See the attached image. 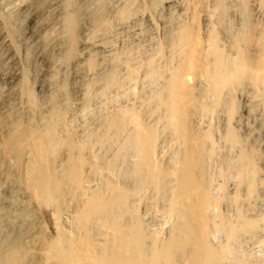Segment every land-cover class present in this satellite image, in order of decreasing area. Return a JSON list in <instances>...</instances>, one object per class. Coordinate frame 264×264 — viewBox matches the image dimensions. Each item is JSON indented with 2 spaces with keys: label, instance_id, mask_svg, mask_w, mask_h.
<instances>
[{
  "label": "bare ground",
  "instance_id": "1",
  "mask_svg": "<svg viewBox=\"0 0 264 264\" xmlns=\"http://www.w3.org/2000/svg\"><path fill=\"white\" fill-rule=\"evenodd\" d=\"M17 1L8 0L3 3L5 23H9L19 15L20 7ZM59 1L65 8L70 9V12L59 20L57 24L59 28L54 31V40L60 42L64 34L67 35L69 47L63 57L69 60L75 56V43L82 21L92 29L109 32L112 24L104 22V12L112 0H91L90 3L87 1L79 3L76 0H48L47 7L53 11ZM122 1V6L117 11V20L126 24L127 22L138 24L143 19L150 24V19L144 18V10L159 9L158 0ZM233 1L236 0H198L193 6L189 20H178L167 34L164 33L165 36L161 40L149 36L147 50L143 48L141 52L142 47H134L132 44L134 48L132 47L126 56L121 57L118 54L112 56L109 67L98 70L100 72L89 82L83 84L84 86L81 85L84 96L89 98L90 88L97 83L102 85L103 93L107 90L118 91L120 87L127 86L129 77L133 84L132 77L139 68L143 69L141 81L145 87L138 95L132 96L135 100L128 102V105L118 102L115 104V95L111 93L113 99L111 97L109 101L111 99L113 103L109 104L112 105L102 113L94 115L91 121L82 120L83 124L80 128L74 129L66 122L63 123L66 130L64 137L57 135V124L61 120L57 106L60 96H53L54 93L50 91L56 81L46 76L48 90L40 99L47 113L42 116L45 123L43 131L35 132L32 128H20L16 125L17 131L10 134L5 141V145L14 148L16 165L25 166L23 182L29 197L44 209L45 218L52 225L51 231L54 229L53 233L44 234L42 238L45 262L48 264L49 262L52 264H264V256H262L264 250L260 249L263 253L259 255L256 252L257 248L256 251L254 250L256 253L244 248V244L248 241L252 245L258 243L257 247L264 243V229L260 227L261 223H264V210L259 211L253 205L258 198H261L259 197L261 191L264 192V155L259 154L247 141L252 131L249 127H252L250 124L247 125L246 117L244 120L241 113L238 114V107L233 99L234 91L245 83L255 94L264 92V27L256 32L249 19L251 14L248 13L251 0H239L243 13L241 15L246 21L245 28L240 31L228 30L224 22L229 19L226 18L225 21V16L228 13L227 5ZM22 2H26L22 4L26 9L31 5L27 0ZM259 2L258 4L257 1L254 6L257 11L260 7L262 10L264 0ZM165 3L174 6L173 0H166ZM164 6H160L161 9ZM170 9L173 10V7L170 6ZM198 10L206 11L205 15L209 18L207 21L210 26L206 32L204 31V35L198 30L200 19ZM52 16L53 14L50 15ZM145 23L143 24L146 25ZM55 28L54 26L53 30ZM220 30L226 33V39L223 40ZM141 39L139 40L142 41ZM51 40L53 41V38ZM2 42L7 50L12 49L8 39L4 37ZM49 46L50 42H44L40 52L43 53ZM89 66L92 67L93 63L89 62ZM121 70L125 71L124 77L120 74ZM53 72L55 73V70ZM125 78L128 80L124 84ZM133 80L135 85L137 81ZM134 85L131 87L133 91L137 88ZM25 94L28 101L34 104L37 97L34 99L29 88L25 89ZM244 97L245 104L252 103L255 99L254 94H244ZM261 98H258V101ZM105 99L109 102L107 97ZM255 101L253 103H256ZM82 108H78L82 110L79 113L69 111L73 113L69 114L68 122L86 110L85 105ZM244 111L247 116L251 115L248 105L244 107ZM214 116L223 119L224 125H220L223 128L219 131L215 129L216 124L215 127L211 124ZM238 128H243L245 134H239ZM163 134L169 136L165 144H161L163 142L160 141ZM61 146H64L69 154L60 169H57L56 152ZM26 150L29 152V158L27 157L28 160L25 162L23 154ZM221 151L222 154L219 153ZM167 152H170L168 159L165 157ZM217 154L219 158L216 157ZM214 159L219 164L217 173L222 176V183L230 185L231 193L225 191L221 183L215 184L219 189L222 188V192H213L218 188L214 186V176L210 172L211 165L214 166ZM67 196L76 200L72 220L66 217L69 219L67 222L71 224L68 228L60 219L64 207L63 200ZM256 205L262 204L258 201ZM222 208L225 210L222 211ZM261 208H264L263 205ZM165 224H168L167 229L163 228L167 227ZM253 248L255 247L252 246L251 249ZM23 257L21 250L11 240L0 244V264H21Z\"/></svg>",
  "mask_w": 264,
  "mask_h": 264
},
{
  "label": "rangeland",
  "instance_id": "2",
  "mask_svg": "<svg viewBox=\"0 0 264 264\" xmlns=\"http://www.w3.org/2000/svg\"><path fill=\"white\" fill-rule=\"evenodd\" d=\"M1 1L2 0H0V7H1L0 8V22H1L0 23V35H1L0 36V143H1L0 144V151H1L0 152V159H2V160H0V244L4 243V241L11 240L14 243V245L16 247H18L21 250V252L23 253L24 257L22 258L21 264L22 263L23 264H35V263L36 264H41V263L42 264H48L47 262H45V259H44V250H43V244H42V240L43 239L42 238H44V236H43L44 234L47 235V234L53 233L54 229H52V231H51L52 225H51L50 222H47V220H46L47 218H45L46 217L45 213H43L44 209L41 208L40 206H38L35 203V201L29 197V195H28V193H27V191L25 189L24 182H23L24 178H25V166L24 165H22V166L16 165L14 148L10 147V146L8 147V145H5L6 139L10 136V134L12 135L14 132L17 131L16 125H19L20 128H32L35 132L43 131L45 123H44V120L42 119V116L47 114V113L45 111V108H44V105L42 103V100H40V99H42V96L48 90V88L46 86V79L48 77H52L54 82L56 81L55 84L53 83L51 88H50L51 89L50 91L52 93H54L53 96H56V97L60 96L59 97V101L57 103L58 109H59V111L61 113V120L57 124V133H58L57 135L59 137H64L65 134H66V130H65L64 126H63L64 124L67 123V124H69V126L73 127L74 129L80 128V125L83 124V121H91V118L94 117V115H96L98 113H102L103 110L105 111L106 108H108V107H110L112 105V104L111 105L109 104V103H113L111 101V99L109 101V98L112 97V99H113V95H115V97H114L115 102H116L115 104L120 103L122 105H126V104L128 105L129 103L134 101L135 98L133 100V97L138 95L139 91L142 92L143 88L145 87V84L141 81V80H143V74H142L143 73V69L142 68H139L138 70H136V73L134 74V77H132L133 84L131 83V80H130L131 78L130 77H129L130 81L128 80V78H125L124 79V84L127 82V80H128V82L130 84L128 82L126 83V85L128 87L123 84L124 86H122L119 89H117L118 91L107 90V91H105L103 93L102 85L97 83V84H95L94 86H92L90 88V90H89L90 96H89V98H87L86 96H84L83 89H81L80 87H81V85L84 86L83 84H86L87 82H89L101 70L109 67L111 65V62H112L111 61L112 58H113L112 56H115L116 54H118L121 57H124V56H126L128 54L129 50L133 46L134 47H142L141 48V52L143 51V48L147 50L148 47H149L147 45L149 43V38L151 36H154L157 40H161L165 36V34H167V32L169 30H171L175 26V24L177 23L178 20H180V19H183V20H187L188 19L189 20V18H190L189 15H191V13H192L193 6L196 3V1H198V0H173L174 1V3H173L174 6L170 5L171 8L173 7V10L170 9V6H168L167 3H165L166 0L165 1L164 0H158L159 9L155 10L158 13L155 12L153 9L151 10V9L146 8V10H144V18H149L150 21H151L150 24L147 23V21H145L144 19L141 20L142 22L141 21L138 22V24H132L130 22H127V24H126V22H120L119 20H117L118 19L117 11L122 6L121 4L123 3V1L122 0H112L111 1L112 3L111 2L109 3L108 7L106 8V10L104 12V22H109V23L111 22L110 24H112V27L109 30V32H104V31L99 30V29H92L84 21H82V24H81V27H80V30H79V33H78V39H77V41L75 43V56L72 57L69 60H65V58L63 57L65 55L68 47H69V41H68L67 35L64 34V37L62 38V41H60V42L56 41V39L54 40V37H55L54 31L59 26V25H57V24H59L58 23L59 20L64 15H66L67 13L70 12V9L65 8L62 5L61 1L57 2L56 6L54 8L55 10L57 9V12H55L54 9H53V11H51V9H49L47 7L48 0H30V1L27 0L28 1L27 3L31 4L27 9L22 5V4L26 3V2H22V0L21 1L20 0H18V1L15 0V1L18 2L17 4H19L18 6L20 7V9H19L20 12L18 13L19 15H17L9 23H5L4 20H3V17L5 15V10L3 8V3L8 1V0H3L2 2ZM76 1L79 2V3H83V2H86V1L89 2V3L91 2V0H76ZM145 1H147V0H145ZM257 1H258V4H259L260 3L259 0H253V1L251 0L250 1L249 4L252 7L250 5H248V13H249V15L251 14L249 16V19H250L251 23L253 24L254 28H256V32L258 33L259 28L264 27V11H263L264 4L262 5L263 6L262 10H261V7H260L259 11H257L256 9H254V6H256ZM59 3H61V4H59ZM115 3H117L118 5L115 4ZM175 3H177V4H175ZM190 3H191V5H190ZM237 4L238 5L240 4L239 0L233 1L232 3H229L227 5V12L228 13H226L227 17L225 16V21H226V18H227V20L228 19L230 20L232 18L230 21L229 20L226 21L228 23H230L233 20L230 24L224 22L225 25L228 27V30H232V31H237L238 30V31H240V30L245 28L246 24H244V23H246V21H245L243 15H241V14H243L241 12L242 11V6H241V4L239 6ZM20 5H22V6H20ZM116 5H117V7H116ZM162 5L163 6L167 5L168 7L164 6L163 7L164 10H163V9H161ZM176 5H177V7H176ZM183 7H184L185 10L183 9ZM63 8H64V10H63ZM251 8H253V9H251ZM23 10H24V12H23ZM180 10H181L182 13L180 12ZM231 10H233V12ZM198 11L200 12V13L198 12V17L200 18L199 19V24H201V25L198 24V30H200V32H199L200 34L202 33L201 35H204V33L206 32L207 28L210 26L209 21H207V20H209V18H208L207 15H205L206 11H203V12L201 10H198ZM237 11H239L238 12L239 14L237 13ZM35 12L37 13L36 16H35ZM106 13H108L107 16H106ZM202 13H203L204 16L202 15ZM52 14H53V16L50 17V15H52ZM46 15H48V17ZM184 15L186 16V18H185ZM199 15H201V16H199ZM239 15H240V17H239ZM108 16H110V18ZM177 17H179V18L177 19ZM43 18H45V19H43ZM160 18H162V20ZM37 19H38V21H37ZM163 19H165L164 20L165 22L163 21ZM203 19H206V20H203ZM172 20H174V21H172ZM143 21L146 22L145 23L146 25L143 24L144 23ZM203 21H204V23H203ZM49 22H50V24H49ZM262 22H263V24H262ZM114 23L116 24L115 26H114ZM83 24H84L85 27L83 26ZM121 25H122L123 28L121 27ZM54 26L56 28L53 30ZM130 26H131V28H130ZM162 26H164V27H162ZM202 26H205V27H202ZM82 27H84V28H82ZM132 27H133V29H132ZM152 27L154 29H152ZM49 28H51L52 30L49 29ZM88 28H90V29H88ZM89 30H90V32H89ZM111 30H115V31H111ZM122 30H124V31H122ZM151 31H152V33H151ZM136 33H138V34H136ZM89 34H90V36H89ZM100 34H102L103 37ZM107 34H108V36H107ZM116 34H117V36H116ZM136 35H137V37H136ZM220 35L223 38V40L227 38L226 37V33L221 31V30H220ZM48 36H49V38H48ZM99 36H101L102 38L99 37ZM4 37H5V39H8L11 42V47H12L11 50H7L4 47V44L2 42V39ZM134 37H136V40H135ZM146 37H147L148 41H147ZM52 38H53V41L51 40ZM91 38L92 39L94 38V39L92 40ZM114 38H116V39H114ZM87 39H88L89 42L87 41ZM139 39H141L144 43H142V41H140ZM133 41H134V43H133ZM44 42H50V46H49L50 49H49V47H47L43 51V53H41L40 52V48H41V46H42V44ZM127 42L129 44L128 46H127ZM33 43H35V44H33ZM132 44H133V46H132ZM137 44L139 46H137ZM145 44H146V47H144ZM140 45H142V46H140ZM119 49L122 50V51H120ZM62 50H64V51H62ZM59 52L61 53L60 56H59V54H60ZM51 53H52V55H51ZM46 55H48V56H46ZM51 58H54V59H52L53 61L51 60ZM140 58H142V57H140ZM76 60H77V62H76ZM89 62L93 63L92 67L89 66ZM109 62H110V64H109ZM47 63L50 64V65H48ZM53 63H54V65H53ZM74 63H75L76 66L74 65ZM53 70H55V73L53 72ZM98 70H100V71H98ZM123 71L124 70H121L120 74L124 77L125 76V71L124 72ZM91 72H92V74H91ZM89 73H90V75H89ZM137 73L140 76L137 75ZM80 74H82L83 76L80 75ZM46 76H47V78H46ZM80 76L82 77V79H81ZM138 77H139V79L137 80ZM84 79H86V80H84ZM133 79H136V81L138 82V84L136 82L137 85L135 84L136 87H137L136 89L138 91L136 89H134V87H135L134 83L135 82H134ZM24 80H26V82ZM139 84H141L140 86H142L141 89H140V86H138ZM142 84H144V85H142ZM132 85H134V87L132 89H134V91L136 90L137 92L136 91L134 92L133 90H131ZM244 85H242L240 87V89H237V90L234 91L233 99H234V101L237 104L238 111H239L238 114L241 113L240 115L242 116V118L244 120H245V117H246L247 119L245 121L248 122L247 125L249 126V124H250L251 127H252V128L249 127V129L252 130L253 132L249 131L250 133H249V138H248L247 141H249V144L251 146H253L255 148V150H257V152L259 154L264 155V132H263V129H264V124H263L264 123V106H263L264 105L263 104L264 103V98L263 99L261 98V96L264 97V95H263L264 92L263 93L259 92L261 95H259V93L255 94V93H253L251 88L246 83ZM26 88H29L32 91L34 99L37 97L35 99L34 104H31L28 101L27 96L25 94V89ZM130 90H131V92H130ZM71 92H73L74 94L71 93ZM76 92L79 93V94H77ZM132 92L135 93V94H132ZM249 92H251V93H249ZM111 93L113 95H111ZM118 93L120 95V96L118 95L119 97L117 96ZM121 94H123V95H121ZM244 94L245 95H250V94L253 95L254 94L255 99H256V101H255V99H254V101L256 103H253L254 102L253 101L252 102L253 104L252 103L245 104L246 101H245ZM129 95H131V96H129ZM81 96H83V97H81ZM99 96H101L102 99ZM25 97H26V99H25ZM106 97H107L109 102H107V100L105 99ZM120 97H122V98L120 99ZM93 98L94 99L97 98L95 100L96 102H94ZM258 98H261L260 101H258ZM92 99H93V101H92ZM117 99H118V101H117ZM89 101H91V102H89ZM92 102H94L93 103L94 106L99 108L100 110L96 109L93 106V104H91ZM99 102H101L103 105L102 104L100 105ZM98 104H99L100 107L98 106ZM83 105H85L87 111L86 110L83 111V113H82L83 115L80 113L81 115L76 116L75 118H73L72 121L68 122V119L70 120L69 114L73 113V112H78V113L81 112L82 110H79V109H83L82 108ZM90 105H91V107H90ZM241 105H242V107H241ZM246 105H248L250 107L251 115L253 114L252 116L251 115L250 116L246 115V112L244 111V107ZM256 105H257V107H255ZM101 106L104 107V108H101ZM25 108H26L27 111H25ZM34 108H35V110H32ZM89 108H90V110H89ZM256 108H258V109H256ZM254 110H255V112L253 113ZM69 111H73V112H69ZM39 112L42 113V114H39ZM64 112H65V114H64ZM86 112H87L88 115L85 114ZM258 115H260V116H258ZM80 117H81V119H80ZM255 117H256V119H255ZM251 120H253V122ZM76 124H77V126H76ZM211 124L213 126L216 124V127H218V128H216L215 126L214 127H215V129H218V131H219V130H221L223 128L221 126L224 125V122H223V119L221 117H218V116L215 117L214 116L211 119ZM260 128H262V129H260ZM255 130H257V131H255ZM238 131H240L239 134H241V135L245 134V131H244L243 128H238ZM254 131H255V133H254ZM167 136H168V134H165V135L163 134L162 135L160 141L163 142V143H161V144H165V141H167L168 138H169V136L168 137ZM5 146H7V147H5ZM3 147H5V148H3ZM3 150H4V152H3ZM67 152H68V150L64 146H61V147L58 148V151L56 152V159H55V166H56V168L58 167L57 169H60V167L63 165L64 161L66 160L65 158L68 157L69 153H67ZM219 153L222 154V151L219 152ZM169 154H170V152H167V154L165 156L167 159L169 157ZM63 155H65L66 157L65 156L63 157ZM217 155L218 156H216V157L219 158V154H217ZM27 157L29 158V152L26 150L24 152V154H23V161L26 162L28 160V159H26ZM216 159H214L215 160L214 161V166L216 165V167H215L216 169L214 168L213 164L211 165V168H210V172H211L212 176H214L213 177L214 186L218 187L217 189L216 188L214 189V187H213L214 190H217V191H213V192H216V193L217 192L218 193L222 192V188L219 189V186L217 184H215V183H218V184L221 183L223 185V189H225V191H228L229 193H231L230 192V185L228 183H224V182H223L224 183L223 184L222 183V181H223L222 176H220L219 173H217L218 169H219V167H218L219 164H217L218 161H216ZM213 170H214V172H213ZM215 174H217V175H215ZM220 177H221V179H220ZM260 196H261V198H258L255 201V203H253V205H255L259 211H261L260 209L264 210V208H261L262 205L264 207V199H263L264 198V192L261 191V193L259 194V197ZM259 199H261V200H259ZM63 201H64V207H63V210L61 212V218L60 219H62L61 221L64 224V226L66 228H68V227L71 226V224L68 223L69 219L72 220V218L74 216V213H75L74 209L76 208V203H75L76 200H75V198H71V197L67 196V197H64ZM258 201L261 202L262 205H256V203L258 204ZM33 202H34V204H33ZM32 206H33V208H32ZM223 210H225V209L222 208V211ZM228 211L230 213V209ZM65 215H68V216H65ZM66 217H68L69 219L66 218ZM37 220L39 221L38 224H37V222H38ZM43 220L46 222L45 225H44V221ZM67 220H68V222H67ZM47 224H49V225H47ZM261 224L262 225L260 227L262 229H264V223H261ZM165 225L167 227H163V228L167 229L168 228V224H165ZM45 227L47 229L49 228L48 229L49 232L46 231L47 229H45ZM37 228H39V229H37ZM21 232H22V234H20ZM263 238H264V235H263ZM248 242L244 244V246H245L244 248L248 249L247 251H250V250L251 251L252 250L256 251V248H257V251H256V252H258L257 254L261 255L264 252V251L263 252L261 251V250H264V243L261 244V245H258V247H257L258 243L257 244L254 243L252 245L251 242L250 243H248ZM252 246H254L255 248L251 249ZM258 249H259V251H258ZM262 256H264V254H262ZM27 262H29V263H27ZM49 264H52V262L51 263L49 262Z\"/></svg>",
  "mask_w": 264,
  "mask_h": 264
}]
</instances>
